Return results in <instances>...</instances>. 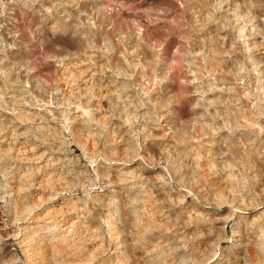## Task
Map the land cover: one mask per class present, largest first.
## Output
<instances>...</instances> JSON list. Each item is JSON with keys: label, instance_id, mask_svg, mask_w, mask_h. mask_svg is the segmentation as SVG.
I'll return each mask as SVG.
<instances>
[{"label": "rangeland", "instance_id": "obj_1", "mask_svg": "<svg viewBox=\"0 0 264 264\" xmlns=\"http://www.w3.org/2000/svg\"><path fill=\"white\" fill-rule=\"evenodd\" d=\"M0 264H264V0H0Z\"/></svg>", "mask_w": 264, "mask_h": 264}, {"label": "bare ground", "instance_id": "obj_2", "mask_svg": "<svg viewBox=\"0 0 264 264\" xmlns=\"http://www.w3.org/2000/svg\"><path fill=\"white\" fill-rule=\"evenodd\" d=\"M57 209V208H56ZM59 210V209H58ZM59 212V211H58ZM57 213V212H56ZM57 215V214H56Z\"/></svg>", "mask_w": 264, "mask_h": 264}]
</instances>
